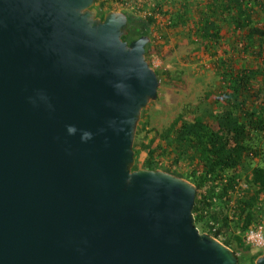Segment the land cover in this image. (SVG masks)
Masks as SVG:
<instances>
[{"label": "water", "instance_id": "water-1", "mask_svg": "<svg viewBox=\"0 0 264 264\" xmlns=\"http://www.w3.org/2000/svg\"><path fill=\"white\" fill-rule=\"evenodd\" d=\"M93 4L0 0V264H238L192 183L132 170L159 80L148 36Z\"/></svg>", "mask_w": 264, "mask_h": 264}, {"label": "trees", "instance_id": "trees-1", "mask_svg": "<svg viewBox=\"0 0 264 264\" xmlns=\"http://www.w3.org/2000/svg\"><path fill=\"white\" fill-rule=\"evenodd\" d=\"M108 1L94 0L97 16L103 19L119 5V11L127 16L121 39L130 43L148 36L146 59L153 55L164 58L173 51L157 37V13L169 27L194 29L196 42L203 48L218 42L223 29L228 28L240 51L259 61L258 66H247L231 56L219 59L222 79L229 89L219 110L190 119L179 114L158 130L150 126L143 108L135 132L132 167L162 170L192 183L196 187L195 225L214 238L222 234V243L240 253L238 264H255L262 252L247 246L242 233L264 220V83L251 84L256 76L264 77V0H201L196 15L187 9L192 0H170L179 2L178 8H166V0H161L151 5V14L144 18L124 8L128 0ZM135 1L142 10L149 0ZM155 72L160 83L161 76ZM253 95L257 105L249 101Z\"/></svg>", "mask_w": 264, "mask_h": 264}, {"label": "rangeland", "instance_id": "rangeland-1", "mask_svg": "<svg viewBox=\"0 0 264 264\" xmlns=\"http://www.w3.org/2000/svg\"><path fill=\"white\" fill-rule=\"evenodd\" d=\"M112 1L109 0V4ZM165 3L166 8L179 6V2L175 1L166 0ZM187 5L192 15H196V7L202 6L201 0L189 1ZM119 10L121 7L118 5L116 11ZM136 13L138 17L144 15L141 11ZM156 21L160 25L158 39L164 40L166 46L173 50L164 58L153 55L146 59L161 76L156 99L145 107L150 126L158 130L166 128L179 114H183L184 119H190L193 115H203L220 109L221 103L226 101L224 93L229 91L222 79L220 58L231 56L240 63L245 62L247 66L251 65L250 63H254L253 66L259 64L251 55L240 51L238 40L228 28L223 29L218 42H211L209 47L203 48L196 42L194 29L181 31L180 28L169 27L162 15H159ZM263 83L264 77L260 75L251 80L255 87ZM250 99L251 104L257 105L255 95L250 96ZM257 161L255 158L254 162Z\"/></svg>", "mask_w": 264, "mask_h": 264}, {"label": "built area", "instance_id": "built-area-1", "mask_svg": "<svg viewBox=\"0 0 264 264\" xmlns=\"http://www.w3.org/2000/svg\"><path fill=\"white\" fill-rule=\"evenodd\" d=\"M159 1L161 0H149L147 3L148 5L145 7L148 10H144L145 8L141 10L139 8V4L135 0H132V1L128 0L124 3L125 4L124 8H127L129 11L133 12L134 14H136V16H137L136 12L141 11L144 14L142 18H144L147 15L151 14V11H150L151 5ZM165 2L166 1L163 2L164 5H166ZM158 16L159 14L156 13L155 19H157ZM242 237L247 246H250L252 249L261 251L263 253L264 251V220H262L260 223L256 224L255 226H252L248 228L247 230H245L242 233ZM216 239L222 242V240H224V236L222 234H219L218 238ZM239 254L240 253L238 252L236 256Z\"/></svg>", "mask_w": 264, "mask_h": 264}, {"label": "flooded vegetation", "instance_id": "flooded-vegetation-1", "mask_svg": "<svg viewBox=\"0 0 264 264\" xmlns=\"http://www.w3.org/2000/svg\"><path fill=\"white\" fill-rule=\"evenodd\" d=\"M200 230V229H199Z\"/></svg>", "mask_w": 264, "mask_h": 264}]
</instances>
